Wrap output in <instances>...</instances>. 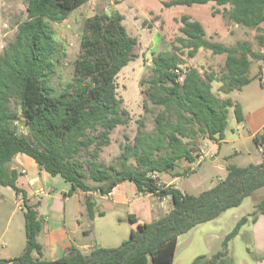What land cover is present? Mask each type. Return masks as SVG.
I'll return each mask as SVG.
<instances>
[{
  "label": "trees",
  "instance_id": "trees-1",
  "mask_svg": "<svg viewBox=\"0 0 264 264\" xmlns=\"http://www.w3.org/2000/svg\"><path fill=\"white\" fill-rule=\"evenodd\" d=\"M90 0H27V17L19 23L16 36L0 53V188L10 186L24 200L26 246L17 256L3 258L0 264H173L178 238L196 225L211 221L229 208L264 187V150L259 163L240 166L227 164V175L211 188L195 195L171 185H161L156 173L176 171L180 159L195 160L184 137L198 134L217 142L225 138L230 107L238 121L244 119L240 103L219 97L213 90L215 76L204 77L199 68H182L179 49L161 50L152 56L153 75L144 107L148 101L163 106L156 116V127L144 130L140 120L133 144H125L121 167L100 160L112 131L126 123L129 111L118 94L117 77L134 57L138 40L123 23L119 11L95 13L85 19L80 53L74 63L73 78L57 91L53 78L57 71L54 56L62 50L52 22H61ZM210 1L224 7V13L237 24L254 27L264 42V0H169L164 5H187ZM178 36L188 55L195 57L200 48L226 54L223 80L229 92L240 90L251 81L252 58L264 61V51L253 50L247 40L226 45L209 38L203 23L183 14ZM262 65L259 74H262ZM182 77V79H180ZM145 78L141 79L143 86ZM18 109H13V103ZM23 120L28 134L18 131ZM157 137V142L155 138ZM264 146V128L254 136ZM159 151V152H157ZM19 153L31 156L52 175H61L72 185L69 194L87 193V212L96 215L92 192L107 195L123 181H132L142 194L170 197L172 208L151 222L132 229L129 239L118 247L99 246L84 253L71 249L62 257H43L38 234L43 227L36 205L27 202L26 191L17 184L19 171L10 161ZM135 157L136 165L128 163ZM92 181V183L90 182ZM264 213V198L248 215L242 216L223 240V250L212 256L198 255L192 264H220L229 256V243L241 227ZM102 214V212H100ZM131 217V216H130ZM132 221H135L131 217ZM230 264H233L232 262Z\"/></svg>",
  "mask_w": 264,
  "mask_h": 264
},
{
  "label": "rangeland",
  "instance_id": "rangeland-1",
  "mask_svg": "<svg viewBox=\"0 0 264 264\" xmlns=\"http://www.w3.org/2000/svg\"><path fill=\"white\" fill-rule=\"evenodd\" d=\"M213 2L204 4L175 5L167 7L163 0H90L80 8L72 12L69 17L61 22H52L56 32V38L62 45V50L54 56L57 71L53 78V84L57 91L63 89L73 78L74 63L80 53L81 33L85 19L99 12L118 11L124 12L127 31L137 38L134 47V57L125 66L117 77L118 94L124 99L123 106L129 111L126 123L118 125L111 133V141L104 145L100 153V160L106 165L115 164L121 167L120 155L125 144H133L138 131L140 120L144 121V130L151 131L156 127V116L163 110V106L155 105L148 101L149 109L146 110L143 103L145 95L141 90L148 87L147 79L153 75L152 56L161 50H173L179 47L182 57L181 66H195L200 69L202 75L212 73L215 76L213 83L214 92L221 98L230 97L234 103H240L243 107L242 121H238L234 106L230 107L228 124L225 131V140L217 149L212 147L215 140H211L202 134L194 137H184L185 142L192 149L195 160L180 159L176 171L181 175L176 184L181 190L198 195L202 191L211 188L218 180L227 175V164L235 163L246 166L249 163H257L264 150L258 147L252 134L261 133L264 126V61L252 58L249 72L251 81L240 90L234 89L229 92L224 83L223 66L226 54H215L206 48H200L195 57L188 55V49L183 48L178 36L183 35L180 31L182 25L180 19L183 14H189L202 23L209 25L218 22L227 27L228 35L221 38L226 45L236 44L239 40H247L253 50L264 51V42L257 35L258 30L254 27L240 25L225 15L224 8L220 9ZM27 0H0V53L3 52L8 42L15 38L18 25L27 17ZM264 26V24H263ZM263 72L259 74L260 66ZM145 78L143 86L141 79ZM13 109H18L14 102ZM18 131L28 134V128L23 120L17 122ZM254 135V136H255ZM157 142V137L155 141ZM219 150L216 161H211L209 155ZM159 152V151H157ZM136 165L135 157L128 161ZM161 185H167L174 177L173 174L163 172L156 173ZM53 184L57 179L61 185L60 175H51ZM92 183V181H90ZM171 185V184H170ZM4 197L0 195V253L19 255L26 245L25 230V206L21 202L22 194H18L9 187H2ZM264 187L248 196L239 207H232L224 211L216 219L200 223L179 238L178 249L174 264H192V258L198 255L212 256L223 250L225 236L234 228L240 219L250 209L254 198L262 199ZM52 193L61 194L60 190ZM137 194H142L139 191ZM154 206H160L162 212L167 211L160 203L165 198L154 194ZM261 195V196H260ZM138 196V197H139ZM128 197L132 201L135 197L133 191L128 190ZM166 204L171 205L170 197ZM81 200V201H80ZM147 200L150 203L148 198ZM66 201V209H62L67 219V224L75 230L74 235L85 242L93 245V248L118 247L123 241L129 239L131 229H137L128 219V211L131 206L116 204L115 208L107 211L106 217L90 219L83 205V196L75 195ZM21 202V203H20ZM52 208H54L52 206ZM82 209V212H81ZM51 209L48 201L43 200L42 212L44 217L49 215ZM77 216L80 219H77ZM46 219V218H45ZM85 230L89 232L84 233ZM247 231L235 236L229 243V256L220 264H251L263 259L264 242L246 235ZM264 239V236L262 237ZM74 248H77L74 246ZM74 248L71 250L73 251ZM69 250H67L68 252ZM91 251V250H90ZM89 251V252H90ZM89 253L88 251H86ZM84 252V253H86ZM261 253V254H260ZM14 256V257H15ZM193 258V259H194Z\"/></svg>",
  "mask_w": 264,
  "mask_h": 264
},
{
  "label": "crops",
  "instance_id": "crops-1",
  "mask_svg": "<svg viewBox=\"0 0 264 264\" xmlns=\"http://www.w3.org/2000/svg\"><path fill=\"white\" fill-rule=\"evenodd\" d=\"M164 1H169V0H163V2ZM210 2H213V1H210ZM212 5H213V7L216 5L220 9L224 8L223 6L217 5L215 2H213ZM117 10L120 13H122L123 16L125 15L124 12H122L119 8H117ZM99 13H101V12H99ZM124 19H125V17H124ZM193 19H196V18L193 17ZM203 25L207 31V35L209 38H213L215 40H221V38L223 36L228 35L227 27L221 23L211 22L209 25H206L204 23H203ZM199 51H200V49H199ZM263 128H264V126H263ZM254 135H255V133L252 134L253 137H254ZM224 140H225V138L219 142L214 141L212 144V147L217 149V146L221 142H223ZM218 153H219V150H215V152L210 154L209 155L210 160L216 161V159H217L216 155ZM261 158L262 157L259 158L257 163H259L261 161ZM9 166L11 169H16L19 171L20 174H19V177L17 180V184H18V186H20L22 189H24L26 191L27 202L31 205H36L38 215L43 220V227L38 234V240L43 246V257L46 259H50V260H56V259L62 257L65 253H67V250L73 248L74 246H76L78 249L82 250L83 252H86V251L89 252L93 248V245L91 243H89L88 241L85 242L83 240L78 239L74 235L75 230L74 229L72 230L71 227L67 224L66 216L64 215V212L62 211L63 208L66 209V201L65 200H67L69 197L82 194L83 205H84L85 210L87 212V207H86V202H85V197H86L87 193L85 191L78 190L72 194H69V192L72 188V185L69 181H67L61 175H60L62 178L61 185H59L60 182L58 179H57V184L56 185L53 184L52 182H53L54 178H51L52 174H50L49 172H47L44 169H41L40 166L38 165V163L31 156H29L25 153L17 154L12 159V161H10ZM179 177H173L168 182L167 185L176 184L177 179ZM261 188H263V187H261ZM56 190H60L61 193L64 192L63 197H65V198H62L61 194H59V193H52V191H56ZM128 190L133 191L135 198L132 201L128 197ZM1 191H2V187L0 188V195L2 197H4V194ZM137 192H138V189H137L136 185L132 181H128V180L123 181L120 184H118L117 186H115L111 191V195H109V196L100 195L96 191L92 192V194L96 198V210H97V212H96V215L94 216V218H91L89 216L88 212H87V215L90 217V219H93V220L99 219L101 217H106L107 211L115 208L116 204L128 205V206H131V210L128 211V219L132 223H134V225H136L138 227V225L141 223L151 222V221L155 220L156 218L160 217L161 215L169 212L170 209L172 208V204L170 206L168 204H166V201H169V200L167 198H165V199H163L164 201H162V203H160V204L163 208H167V211L162 212V210L159 208L160 206H158V205L154 206L152 204V202L154 201L153 198L155 196L153 197V195H151V194L139 196L141 194H137ZM18 196H20V195H18ZM263 196H264V192L262 193V197ZM44 197H45V200L48 201V203L50 205V209H51L49 215H47L46 217H44V214L42 212ZM145 198H148L150 203H148L147 200H143ZM24 199L25 198L22 195V201L21 202L23 204L25 201ZM246 199H247V197L244 199V201ZM262 199L259 200V198L258 199L254 198V200L252 201V203L250 205V209L245 211L246 213L243 216L251 213L255 209L257 204ZM244 201L242 202V204L244 203ZM241 205L237 206L236 208H239ZM52 206L54 208H52ZM23 209L25 211V208H23ZM81 212H82V209H81ZM100 212H102V214H100ZM130 216L135 221H132ZM78 218L79 217L77 216V219ZM78 220L80 223V219H78ZM244 231H247L246 235H248V234L251 235V232H252V237H254L257 240V242L259 240L262 244L264 242V239H262V237L264 236V213L257 214V217L255 220H252V217H250L249 221H247L241 227L239 233L236 236H238L239 234H242ZM88 232H89L88 230L84 231L85 234H87ZM180 236H179V238H180ZM179 238H178V243H179ZM178 243H177V249H178ZM261 252L264 255V250ZM176 253H177V250H176ZM0 256L3 258H11V257H14L15 255L13 256L11 254L0 253ZM193 258H192V262L195 259V258L194 259ZM250 263L251 264H264V257H263V259H259V260L254 261V262L250 261Z\"/></svg>",
  "mask_w": 264,
  "mask_h": 264
},
{
  "label": "built area",
  "instance_id": "built-area-1",
  "mask_svg": "<svg viewBox=\"0 0 264 264\" xmlns=\"http://www.w3.org/2000/svg\"><path fill=\"white\" fill-rule=\"evenodd\" d=\"M180 79H182V77ZM109 195H111V192H109L106 196H109Z\"/></svg>",
  "mask_w": 264,
  "mask_h": 264
}]
</instances>
